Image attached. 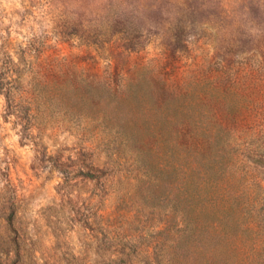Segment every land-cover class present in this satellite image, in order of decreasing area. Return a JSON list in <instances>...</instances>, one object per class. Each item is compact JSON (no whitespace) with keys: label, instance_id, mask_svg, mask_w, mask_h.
Returning <instances> with one entry per match:
<instances>
[{"label":"rangeland","instance_id":"rangeland-1","mask_svg":"<svg viewBox=\"0 0 264 264\" xmlns=\"http://www.w3.org/2000/svg\"><path fill=\"white\" fill-rule=\"evenodd\" d=\"M134 15L144 43L131 48L116 22ZM37 82L108 92L39 97ZM0 83V264H199L202 247L264 264V0H0ZM200 114L224 157L219 188L251 210L237 236L183 256L173 178L139 190L131 156L126 180L102 174L97 133L160 130L144 143L173 166L176 130Z\"/></svg>","mask_w":264,"mask_h":264},{"label":"trees","instance_id":"trees-1","mask_svg":"<svg viewBox=\"0 0 264 264\" xmlns=\"http://www.w3.org/2000/svg\"><path fill=\"white\" fill-rule=\"evenodd\" d=\"M116 23L117 28L125 30L122 37L128 38L129 36L128 46L136 48L144 43L140 30L143 21L140 17L134 15L131 20L119 19ZM199 35L205 37L203 34L195 35L194 33V36L200 37ZM184 36L186 35H181V41H184ZM58 85L60 84L49 85L37 82L34 85V94L42 97L57 92L80 94L83 91L95 97L103 92H108L99 90L100 87L95 89L90 84H86L82 88L75 87V85H71L72 87ZM3 90H5V97L9 99L8 89H5L3 83H0V92ZM128 92H136L135 87H129ZM191 120L194 123L192 131L184 133L185 131L176 130V157L173 166H170L169 163L162 165V162L154 158V149L148 148L147 144L144 143L146 137H155L160 134V130H136L116 126L107 127L97 133V137L105 144L102 145L104 148L100 149L95 160L99 172L102 174L108 172L112 179L121 182L126 180L127 175L131 173L127 167L128 162L123 161L127 157H133L136 172L134 179L139 180V190H141L144 179L151 182L155 189H163L170 184L166 181L173 178L176 190L173 198V206L176 210V254L183 256L193 252L191 248L194 244L209 245L215 243L221 245L228 238L237 236L242 229L238 222L240 208L251 210V207H248V200L246 205H243L242 198L244 196H238L235 192H223V189L219 188L225 173L224 157L218 153L216 159L212 156L207 145L209 133L208 129L203 126L205 123L203 115L195 116ZM185 137L187 142L183 141ZM163 147L167 151L172 148L165 145ZM103 177L107 179L109 176L104 175L100 177V180ZM159 180H165V184L159 185ZM214 180L217 181V184ZM258 216L264 222V213H259ZM255 218L254 215L252 217L254 221L247 223L248 227L256 222ZM202 248L204 250L198 248L197 251L195 249V252L202 257L199 264H223L219 253H214L208 247ZM176 264L190 263L176 261Z\"/></svg>","mask_w":264,"mask_h":264}]
</instances>
